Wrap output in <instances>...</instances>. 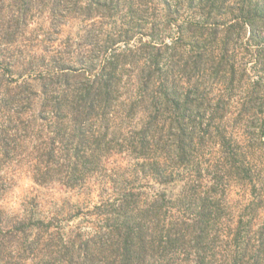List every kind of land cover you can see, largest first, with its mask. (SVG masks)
I'll list each match as a JSON object with an SVG mask.
<instances>
[{"label":"trees","instance_id":"1","mask_svg":"<svg viewBox=\"0 0 264 264\" xmlns=\"http://www.w3.org/2000/svg\"><path fill=\"white\" fill-rule=\"evenodd\" d=\"M44 1L13 0L11 21L26 24ZM54 1L45 8L49 15ZM160 1L176 15L195 0H171V7ZM217 12V24L233 18L228 29L241 25L255 45L264 42V0L198 1L199 16L209 14L201 25ZM182 27L166 50L178 47ZM155 58L102 59L95 69L88 60L93 73L83 82L57 67L60 73L42 84L38 107L30 86L19 93L0 89V161L22 157L40 186L90 189L92 180L99 196L109 197L94 207L91 234L54 230L29 213L0 215V264H264V85L247 89L232 118L228 93L243 73L236 59ZM257 61L264 70V59ZM209 77L222 93L205 108L199 90ZM37 121L43 128H35ZM205 143L214 155L201 164L195 153ZM115 155L129 163L112 173L105 166ZM141 182L154 188L136 187ZM233 186L249 196L237 216L226 205Z\"/></svg>","mask_w":264,"mask_h":264},{"label":"rangeland","instance_id":"2","mask_svg":"<svg viewBox=\"0 0 264 264\" xmlns=\"http://www.w3.org/2000/svg\"><path fill=\"white\" fill-rule=\"evenodd\" d=\"M12 1L0 0V89L19 93L30 86L32 93L37 95L33 101L36 107L42 103L39 98L42 84L48 83L49 75L60 73L57 67L68 75L76 73L78 80L83 82L93 73L85 64L88 60L95 69L102 59H236L243 73L238 75V84L228 93L231 95L227 102L232 107V118L247 89L256 83L264 85V70L257 61L264 59V42L255 45L250 40L251 30L241 28V25L228 29L227 24L232 23L233 18L226 19V25L217 24L221 19L217 15L220 12L214 17L210 15L213 19L210 24L201 25L209 15L198 14V1L201 4L202 0H195L190 7L186 4L176 15L169 14L160 0H102L99 6L92 2L90 8L88 0H76V5L75 0H55L52 3L55 13L49 15L45 8L50 2L46 0L42 8H35L30 13L26 24L18 26L11 21L16 16ZM166 4L171 7L173 3L169 0ZM181 25H184L183 36L178 47L173 51L172 48L166 50L164 47L176 39ZM260 34L264 37V32ZM227 37L228 41L222 45ZM169 55L174 56L170 58ZM126 71L131 73L132 70L127 67ZM46 88L50 90L52 86ZM200 89L205 108L215 105L219 93H222L216 86V77L207 81L203 93V88ZM119 98L124 99V90L119 93ZM23 108V103L13 106L14 111ZM206 121V117L203 118V123ZM44 125L37 121L35 128L41 129ZM49 127L44 135L49 133ZM233 131L235 137L241 134L240 130ZM205 144L195 153L196 161L201 164H207L214 155V147ZM22 159L11 155L1 158L0 215L29 213L50 221L54 230L75 229L91 234L97 215L94 207L104 205L109 198L108 195L99 196L98 184L91 180L86 185L91 186L90 189L77 187L73 190L53 183L40 186L32 181ZM128 163L123 155H115L107 160L105 167L116 173ZM149 186L154 188V184ZM149 186L143 182L136 184V187L147 190ZM200 187L201 193L206 186ZM248 201L249 196L242 187L233 186L226 192L230 215H240Z\"/></svg>","mask_w":264,"mask_h":264}]
</instances>
